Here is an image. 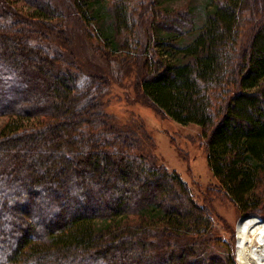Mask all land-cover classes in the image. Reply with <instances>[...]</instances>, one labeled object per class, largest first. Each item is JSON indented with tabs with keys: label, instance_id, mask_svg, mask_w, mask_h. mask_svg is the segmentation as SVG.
Listing matches in <instances>:
<instances>
[{
	"label": "trees",
	"instance_id": "trees-1",
	"mask_svg": "<svg viewBox=\"0 0 264 264\" xmlns=\"http://www.w3.org/2000/svg\"><path fill=\"white\" fill-rule=\"evenodd\" d=\"M166 1H0V264H211L212 211L111 113L73 21L105 61L138 63L144 97L201 127L223 195L264 215V0Z\"/></svg>",
	"mask_w": 264,
	"mask_h": 264
},
{
	"label": "rangeland",
	"instance_id": "rangeland-1",
	"mask_svg": "<svg viewBox=\"0 0 264 264\" xmlns=\"http://www.w3.org/2000/svg\"><path fill=\"white\" fill-rule=\"evenodd\" d=\"M2 1V0H0ZM15 2L26 11L32 10L24 0H9ZM206 0H167L166 4L173 7L191 3L200 14L204 13ZM13 4V3H11ZM69 36L73 42L75 60L87 73H98L108 79L110 111L121 122L130 117L128 123L139 129L143 138L142 151L151 155L156 162L164 164L170 170L179 173L189 184L192 192L201 205L207 206L215 219L214 236L217 244L208 251L211 264H231L227 259L230 253L232 261L239 264L237 259L238 231L237 224L242 218L263 214H253L240 211L233 201L219 190L217 179L207 158L206 140L202 136L201 127L190 123L183 125L167 117L147 100L138 86L142 71L133 59L122 61L115 65L105 61L99 53L90 46L80 24L73 21L68 24ZM249 24L243 28V35L249 34ZM114 63V61H113ZM128 64V65H127ZM116 66H118L116 68ZM81 69L82 71H84ZM85 72V71H84ZM113 93V94H112ZM9 116H0V128L7 122ZM18 123H29L27 119H15ZM144 127L143 129L139 127ZM141 129V130H140ZM153 139L154 145L151 143ZM251 244V243H250ZM206 251V250H205ZM213 253V257L211 253Z\"/></svg>",
	"mask_w": 264,
	"mask_h": 264
},
{
	"label": "bare ground",
	"instance_id": "bare-ground-1",
	"mask_svg": "<svg viewBox=\"0 0 264 264\" xmlns=\"http://www.w3.org/2000/svg\"><path fill=\"white\" fill-rule=\"evenodd\" d=\"M237 226L239 264H264V218L248 216Z\"/></svg>",
	"mask_w": 264,
	"mask_h": 264
}]
</instances>
